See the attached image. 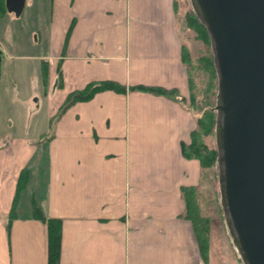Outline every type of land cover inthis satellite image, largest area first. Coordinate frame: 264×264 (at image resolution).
<instances>
[{
	"label": "crops",
	"instance_id": "crops-1",
	"mask_svg": "<svg viewBox=\"0 0 264 264\" xmlns=\"http://www.w3.org/2000/svg\"><path fill=\"white\" fill-rule=\"evenodd\" d=\"M48 1L38 18L45 51L33 58L49 133L17 131V116L13 132L3 128L12 134L0 147V264H47L35 206L61 220L59 264H205L181 194L202 170L181 152L196 121L174 0ZM103 81L124 92L69 100ZM135 87L175 90L184 102Z\"/></svg>",
	"mask_w": 264,
	"mask_h": 264
},
{
	"label": "water",
	"instance_id": "water-1",
	"mask_svg": "<svg viewBox=\"0 0 264 264\" xmlns=\"http://www.w3.org/2000/svg\"><path fill=\"white\" fill-rule=\"evenodd\" d=\"M216 72L220 206L243 264H264V0H189ZM25 0H5L19 16ZM5 53L0 48V80Z\"/></svg>",
	"mask_w": 264,
	"mask_h": 264
},
{
	"label": "rangeland",
	"instance_id": "rangeland-1",
	"mask_svg": "<svg viewBox=\"0 0 264 264\" xmlns=\"http://www.w3.org/2000/svg\"><path fill=\"white\" fill-rule=\"evenodd\" d=\"M25 1L19 16L10 12L0 15V48L5 53L0 81V147L13 132L6 124H11L14 116L21 119L15 122V129L22 128L29 137L35 134L44 137L49 133L43 110V83L46 80L38 61L33 58L45 51L46 24H39L38 18L42 19L40 14H44L43 10L45 13L48 11L49 1L44 0L43 10L39 0ZM174 8L182 47H186L190 63L192 91L189 89L185 104L192 105L191 110L201 115L204 108L214 110L215 107L217 87L204 59L208 54L212 55L210 41L208 44L196 38V34L186 27V14L192 10L189 0H174ZM190 95H194V102H190ZM8 116L10 119L6 120ZM4 127L11 132L4 134ZM203 141L207 147L216 149L214 128L212 134L203 137ZM193 196L200 215L209 220L207 263L243 264L226 228L220 206L216 160L215 165L202 171L200 184Z\"/></svg>",
	"mask_w": 264,
	"mask_h": 264
},
{
	"label": "trees",
	"instance_id": "trees-1",
	"mask_svg": "<svg viewBox=\"0 0 264 264\" xmlns=\"http://www.w3.org/2000/svg\"><path fill=\"white\" fill-rule=\"evenodd\" d=\"M176 2V1H175ZM177 9V2H176ZM6 13L4 0H0V15ZM186 27L192 30L196 34V38L202 40L209 44V35L205 27L199 22L192 10L190 13L186 14L185 17ZM205 62L207 68L209 69V75L211 74V80H215V87H217L215 69L213 66V57L208 54L205 57ZM182 62L188 72V85L190 91H192V81L190 80V63L188 61V52L186 47H182ZM45 80V76H44ZM43 81V80H42ZM141 89L148 92L164 95L169 98L178 100L183 103L184 99L177 95L175 90H167L160 87H135L132 89ZM113 90L117 92H124V88L111 81H103L99 83H92L87 85L85 89L73 94L69 100L70 101H80L90 98L93 94L99 91ZM190 102H194V95H190ZM69 101H67L68 103ZM185 103V102H184ZM186 105V104H185ZM187 106V105H186ZM191 110L192 105L187 106ZM192 111V110H191ZM196 127L191 132L190 143L182 144L181 152L182 155L189 159H196L199 162L201 170L215 165V160L217 158V151L214 148H209L205 145L203 137L212 134L215 125V110L210 107L204 108L203 113L195 114ZM43 138L42 140H44ZM28 175L27 171L23 169L16 182V191L13 199L12 209L8 215V223L16 217L15 205L20 192L25 188L27 183ZM197 187H184L181 191L184 203H185V213L184 217L191 221L196 239L198 241L200 254L205 262L207 263V243H208V227L209 220L200 215L198 207L193 196L194 191ZM31 217L40 221L46 228V244H47V264H59V252H60V240H61V220L57 218H48L44 216L38 206H35L31 210Z\"/></svg>",
	"mask_w": 264,
	"mask_h": 264
}]
</instances>
